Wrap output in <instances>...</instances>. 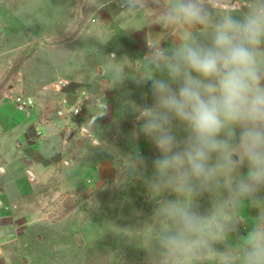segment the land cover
I'll return each mask as SVG.
<instances>
[{
  "label": "rangeland",
  "instance_id": "374dc122",
  "mask_svg": "<svg viewBox=\"0 0 264 264\" xmlns=\"http://www.w3.org/2000/svg\"><path fill=\"white\" fill-rule=\"evenodd\" d=\"M121 2L0 0V101L17 109L14 98L20 96L27 106L17 110L27 112L41 84L56 82L64 87L59 105L82 116L91 133L77 131L67 145L46 143L47 162L37 169L39 184L23 188L21 198L15 186L7 185L16 199L3 202L0 212V256L8 264H148L146 249L164 224L156 201L176 197L167 192L155 197L148 190L146 178L158 153L147 138H132L129 102H152L148 84L137 85L133 78L144 71L146 39L173 48L178 30L164 25L165 0H141L137 7H122ZM111 54L124 71L122 83L109 71ZM96 64L104 67L108 82L103 92ZM87 94L92 102H85ZM102 97L108 111L95 120V99ZM137 154L148 163L145 178H133L127 169ZM246 172L242 167L241 174ZM224 196L223 189L203 194L198 210L211 213ZM257 214L255 208L243 209L249 222ZM248 227L242 225L241 233ZM237 239L232 234L231 241Z\"/></svg>",
  "mask_w": 264,
  "mask_h": 264
},
{
  "label": "clouds",
  "instance_id": "9594fccd",
  "mask_svg": "<svg viewBox=\"0 0 264 264\" xmlns=\"http://www.w3.org/2000/svg\"><path fill=\"white\" fill-rule=\"evenodd\" d=\"M161 16L179 43L166 48L146 39L144 71L133 78L148 84L152 102H129L132 138H147L158 153L148 190L176 197L156 201L164 224L146 249L148 264H264V0H165ZM109 60L122 83L115 54ZM95 104L97 120L108 105L104 97ZM147 168L142 155L129 158L133 178H145ZM221 189L226 196L214 211L201 213L198 197ZM246 206L258 210L250 222Z\"/></svg>",
  "mask_w": 264,
  "mask_h": 264
},
{
  "label": "crops",
  "instance_id": "0c3cea01",
  "mask_svg": "<svg viewBox=\"0 0 264 264\" xmlns=\"http://www.w3.org/2000/svg\"><path fill=\"white\" fill-rule=\"evenodd\" d=\"M95 72L100 76L99 90L103 92L104 87L108 88L107 79L102 76L104 67L96 64ZM18 81L22 83L21 78ZM61 87L56 82L42 83L33 98L35 104L27 112L17 110L8 101H0V179L5 178V181L0 180V212L3 202L16 200L7 192V185L15 186L21 198L23 188L27 191L39 184L37 169L47 162L43 152L46 143L51 140L53 145H67L77 131L91 136L82 124V116L70 115L67 108L64 110L59 105ZM17 89V86L11 88ZM89 97L92 95L87 94L86 103L90 102ZM0 264H8V261L0 256Z\"/></svg>",
  "mask_w": 264,
  "mask_h": 264
},
{
  "label": "built area",
  "instance_id": "2783aa9c",
  "mask_svg": "<svg viewBox=\"0 0 264 264\" xmlns=\"http://www.w3.org/2000/svg\"><path fill=\"white\" fill-rule=\"evenodd\" d=\"M14 99L17 101V109L23 110L27 106L26 100L22 99V97L16 96ZM74 111L77 113L78 109H75Z\"/></svg>",
  "mask_w": 264,
  "mask_h": 264
},
{
  "label": "water",
  "instance_id": "95a60500",
  "mask_svg": "<svg viewBox=\"0 0 264 264\" xmlns=\"http://www.w3.org/2000/svg\"><path fill=\"white\" fill-rule=\"evenodd\" d=\"M62 108L65 110V107L64 106H62Z\"/></svg>",
  "mask_w": 264,
  "mask_h": 264
}]
</instances>
